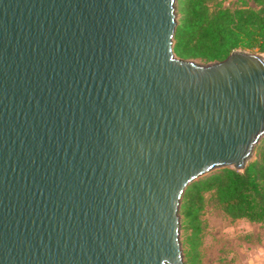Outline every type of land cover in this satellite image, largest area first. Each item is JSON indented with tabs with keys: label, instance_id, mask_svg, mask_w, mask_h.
I'll use <instances>...</instances> for the list:
<instances>
[{
	"label": "water",
	"instance_id": "obj_1",
	"mask_svg": "<svg viewBox=\"0 0 264 264\" xmlns=\"http://www.w3.org/2000/svg\"><path fill=\"white\" fill-rule=\"evenodd\" d=\"M176 0H0V264H185L195 180L264 137V51L175 54Z\"/></svg>",
	"mask_w": 264,
	"mask_h": 264
},
{
	"label": "trees",
	"instance_id": "obj_2",
	"mask_svg": "<svg viewBox=\"0 0 264 264\" xmlns=\"http://www.w3.org/2000/svg\"><path fill=\"white\" fill-rule=\"evenodd\" d=\"M208 1L178 0L181 15L174 36L177 56L209 62L223 59L237 48L264 51V0H253L258 7L239 0L241 4L233 8L221 4L211 8ZM207 191L232 218L264 222V137L244 170L217 168L187 187L181 211L193 229L191 264H201L197 246Z\"/></svg>",
	"mask_w": 264,
	"mask_h": 264
},
{
	"label": "rangeland",
	"instance_id": "obj_3",
	"mask_svg": "<svg viewBox=\"0 0 264 264\" xmlns=\"http://www.w3.org/2000/svg\"><path fill=\"white\" fill-rule=\"evenodd\" d=\"M208 2L211 8L218 4L231 8L241 4L239 0H209ZM247 3L258 7L253 0H247ZM175 7L178 24L181 15L178 0L175 1ZM195 60L204 62L200 58ZM200 217L202 230L199 233L197 254L201 264H264V222L232 218L217 203L211 191L205 192V206ZM180 220L184 260L185 264H191L188 259L193 229L185 222L181 207Z\"/></svg>",
	"mask_w": 264,
	"mask_h": 264
}]
</instances>
